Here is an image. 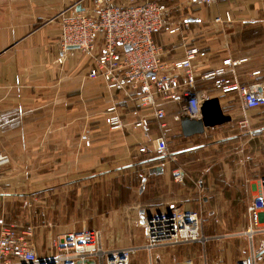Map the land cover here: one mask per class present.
<instances>
[{
  "label": "crops",
  "instance_id": "obj_1",
  "mask_svg": "<svg viewBox=\"0 0 264 264\" xmlns=\"http://www.w3.org/2000/svg\"><path fill=\"white\" fill-rule=\"evenodd\" d=\"M164 1L170 22L188 23L187 29L176 34L155 33L164 60L183 59L190 46L203 50L205 56L193 61V92L200 93L202 101L217 99L229 117L188 136L175 121L169 122L166 131L151 117L146 128L135 127L133 123L150 110L125 91L110 90L101 79L90 78L91 56L76 53L62 64L56 62L59 13L91 7L94 0H0V154L9 157L0 166V227L30 229L28 238L39 254L54 252L55 241L43 249L33 240L31 226L19 221V213L32 206L33 195L62 188L90 170L147 164L161 188L156 197L165 198L167 204L156 212L172 207L192 211L202 205L201 197L205 206L201 208H207L214 224L223 227L235 219L234 213L246 217L248 202L260 193L264 106L247 108L237 90L223 91L222 86L255 85L264 91V0H217L209 6L193 0ZM225 11L230 12L231 22H213ZM226 59L230 63L225 65ZM222 67L223 74L202 78ZM215 79H221V87L214 85ZM178 80L182 83L183 75ZM158 101L169 115L185 102L180 90L173 98ZM111 105L119 111V128L109 127L106 109ZM159 135H166V153L155 150ZM140 147L145 151L140 152ZM174 171L182 173L181 181L173 178ZM211 197L218 202L220 197H232L239 211H224L222 206L209 210ZM242 258L240 253L236 261Z\"/></svg>",
  "mask_w": 264,
  "mask_h": 264
},
{
  "label": "built area",
  "instance_id": "obj_2",
  "mask_svg": "<svg viewBox=\"0 0 264 264\" xmlns=\"http://www.w3.org/2000/svg\"><path fill=\"white\" fill-rule=\"evenodd\" d=\"M193 1L209 6L217 0ZM231 20L230 12L225 11L223 17L216 16L213 22L229 23ZM59 24L56 62L62 64L76 53L91 56L92 65L87 73L90 78L101 79L110 90L125 91L140 107L150 110L133 123L135 127L146 128L151 117L161 130L166 131L171 121L181 124L185 118H202V96L193 92L196 82L193 61L206 53L197 46H190L183 59L164 60L163 49L155 40V33L167 31L168 34H176L188 27L185 20L170 22L169 6L164 0H94L91 7H73L70 12H60ZM229 63V59L223 61L225 65ZM224 72L223 67L218 68L202 75V78L213 79ZM179 75L184 77L182 83L178 80ZM221 83V79L214 80L216 87H221ZM176 90H180L185 102L175 114L169 115L158 100L173 98ZM222 90H237L247 108L264 106V91L255 85L231 83L223 85ZM106 112L110 114L109 127H121L116 105L109 106ZM165 136L155 138L157 152H167ZM139 151L143 152L145 148L140 147ZM8 162L9 157L0 154V166ZM173 178L181 181L182 173L174 171ZM259 190V195L246 206V225L239 232L248 242V255L236 264H256L254 237L264 234V177L259 181ZM200 228L201 219L195 211H161L145 219L142 246L108 248L104 246L99 230L82 229L63 234L52 244L54 252L39 254L36 245L28 238L30 229L17 231L14 226H2L0 264H129L132 254L139 248L151 252L160 245L174 246L201 240ZM175 264L218 263L184 261Z\"/></svg>",
  "mask_w": 264,
  "mask_h": 264
},
{
  "label": "rangeland",
  "instance_id": "obj_3",
  "mask_svg": "<svg viewBox=\"0 0 264 264\" xmlns=\"http://www.w3.org/2000/svg\"><path fill=\"white\" fill-rule=\"evenodd\" d=\"M62 188L54 187L33 195L32 206L18 215L19 221L31 226L33 240H37L43 249L51 240L57 241L67 232L82 229L99 230L106 246H142L145 219L156 213L157 207L167 205L165 198L156 197L161 188L158 182L153 181L147 164L106 171L90 170L79 179L65 183ZM216 198L211 197L209 210L222 206L224 211L227 208L239 211V204L231 200L232 197H220L219 202ZM199 205L192 211H196L201 219V240L174 246L160 245L151 252L139 248L132 254L129 264L200 263L206 260L209 263L236 264L240 253L243 257L248 255L246 237L239 234L246 225V217L234 213L235 219L230 224L236 226H227V221L224 227L217 226L208 209L201 208L205 207L201 197ZM174 210L183 211L173 207L168 211ZM263 235L254 237L256 264H264Z\"/></svg>",
  "mask_w": 264,
  "mask_h": 264
},
{
  "label": "water",
  "instance_id": "obj_4",
  "mask_svg": "<svg viewBox=\"0 0 264 264\" xmlns=\"http://www.w3.org/2000/svg\"><path fill=\"white\" fill-rule=\"evenodd\" d=\"M202 119L194 120L185 118L181 122L184 135L201 133L204 127L213 126L229 120L228 116L222 113L217 99H207L201 105Z\"/></svg>",
  "mask_w": 264,
  "mask_h": 264
}]
</instances>
